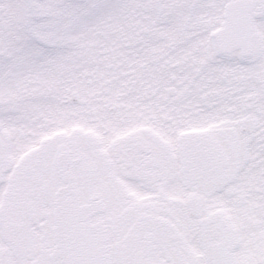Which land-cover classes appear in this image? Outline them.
<instances>
[{"label": "snow or ice", "instance_id": "1", "mask_svg": "<svg viewBox=\"0 0 264 264\" xmlns=\"http://www.w3.org/2000/svg\"><path fill=\"white\" fill-rule=\"evenodd\" d=\"M0 264H264V0H0Z\"/></svg>", "mask_w": 264, "mask_h": 264}]
</instances>
